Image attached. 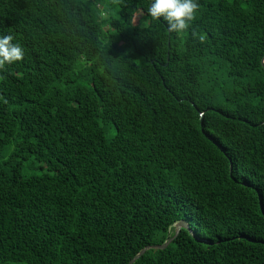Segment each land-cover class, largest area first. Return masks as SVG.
<instances>
[{
	"label": "trees",
	"instance_id": "1",
	"mask_svg": "<svg viewBox=\"0 0 264 264\" xmlns=\"http://www.w3.org/2000/svg\"><path fill=\"white\" fill-rule=\"evenodd\" d=\"M196 2L0 0V264H264V0Z\"/></svg>",
	"mask_w": 264,
	"mask_h": 264
},
{
	"label": "clouds",
	"instance_id": "2",
	"mask_svg": "<svg viewBox=\"0 0 264 264\" xmlns=\"http://www.w3.org/2000/svg\"><path fill=\"white\" fill-rule=\"evenodd\" d=\"M199 8L196 0H152L148 8V14L153 19L163 18L170 32H183ZM203 39V37H201ZM12 35L0 37V68L4 65L21 61L24 57L23 48L18 43H13Z\"/></svg>",
	"mask_w": 264,
	"mask_h": 264
},
{
	"label": "water",
	"instance_id": "3",
	"mask_svg": "<svg viewBox=\"0 0 264 264\" xmlns=\"http://www.w3.org/2000/svg\"><path fill=\"white\" fill-rule=\"evenodd\" d=\"M181 229H188L189 230V228H188V225L184 222V221H180V222H178L177 224H176V231H175V235H174V237H176L177 235H178V233H179V231L181 230ZM174 238H172V239H170L168 242H166L165 244H163V245H161V246H155L154 248H156V249H164V248H166L168 245H169V243L173 240ZM146 250H148V248H146V249H144L142 252H140V254H138L134 259H132L130 262H129V264H133L140 256H142L145 252H146Z\"/></svg>",
	"mask_w": 264,
	"mask_h": 264
},
{
	"label": "rangeland",
	"instance_id": "4",
	"mask_svg": "<svg viewBox=\"0 0 264 264\" xmlns=\"http://www.w3.org/2000/svg\"><path fill=\"white\" fill-rule=\"evenodd\" d=\"M134 21H137V16L134 17ZM113 135H114L113 130H112L111 132L108 131V132L106 133V138H107V139H110ZM175 228H176V225L173 227L172 231L175 230Z\"/></svg>",
	"mask_w": 264,
	"mask_h": 264
}]
</instances>
